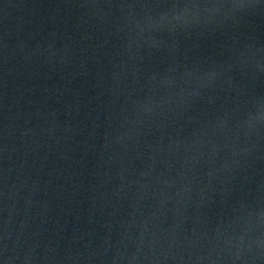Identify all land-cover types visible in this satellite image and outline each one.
I'll list each match as a JSON object with an SVG mask.
<instances>
[{
    "label": "water",
    "instance_id": "1",
    "mask_svg": "<svg viewBox=\"0 0 264 264\" xmlns=\"http://www.w3.org/2000/svg\"><path fill=\"white\" fill-rule=\"evenodd\" d=\"M0 264H264V0H0Z\"/></svg>",
    "mask_w": 264,
    "mask_h": 264
}]
</instances>
